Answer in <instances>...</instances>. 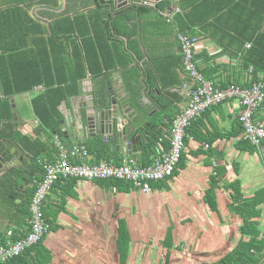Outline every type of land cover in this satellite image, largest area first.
Segmentation results:
<instances>
[{
    "label": "crops",
    "instance_id": "crops-1",
    "mask_svg": "<svg viewBox=\"0 0 264 264\" xmlns=\"http://www.w3.org/2000/svg\"><path fill=\"white\" fill-rule=\"evenodd\" d=\"M90 1L92 3L93 0ZM6 6L4 0H0V9ZM100 13L103 14L102 10ZM31 14L42 24L51 26L50 20L39 16L38 6L32 8ZM115 15L127 27L128 23L131 25L127 33L117 35L122 38L123 47L128 48L133 42L140 50L141 58L130 53L133 62L127 71L116 69L114 59L106 60L110 70L96 78L89 73L83 84L81 99L75 98L71 104L61 106L60 110L64 120L67 119L65 126L70 131L71 116L78 118L80 113L86 115L85 103L95 102L96 108L111 109V99L115 98L128 130L132 124L141 129L138 132L144 136V151L139 154L141 149L136 148V155H124L118 145L106 140L103 134H88L83 138L70 131L68 136L58 140L67 148L72 149L73 145L87 148L90 154L87 161L92 164L106 161L119 166L125 159H130L140 166H148L163 151L169 150L171 120L186 104L192 84L184 70L181 47L176 37L178 31L173 25L158 21L151 15L146 16L148 22L144 24V29L141 28L143 35H139L138 19L144 15L142 9L127 16L120 12ZM113 30L110 28L113 40H117ZM199 38L202 50L195 61L199 72L213 85L247 86L256 78V81L264 83V74L258 73L255 78L254 67L245 60L244 51L251 49V43L246 44L242 51H237V47L225 50L205 32L201 31ZM142 61L144 64L141 65ZM126 76L130 79L132 92L126 86ZM156 82L162 94H144V91L157 90ZM35 89L38 94L43 90L42 87ZM96 91L102 94L98 100L94 94ZM104 91L107 95L103 94ZM33 98L31 93H23L12 98L15 106L12 102L11 105L14 117H17L16 123L23 124L21 129L16 128L23 136L35 140L39 135L36 136L38 125L31 109ZM240 109L237 100L229 101L214 106L196 120L174 175L153 183L149 191L129 187L130 182L115 183L120 181L113 179L67 181L60 178L44 207L51 231L30 257L44 264L219 262L242 239L248 238L240 232L244 220L236 202L252 201L264 189V143L256 147L242 138ZM2 114H7V111L2 110ZM256 115V122L264 126V103ZM148 125L159 128L149 131L146 129ZM147 132L150 133V142L144 134ZM4 137H14L6 120L0 124V154L11 161L14 149L23 159L18 163L23 170L17 166L11 173L0 171V245L8 246L29 233L28 189L41 175L34 173L38 168L31 165L25 144L20 141L14 144ZM209 138L215 141L206 150L205 142ZM39 139L57 147L56 138L52 135L44 134ZM89 147L99 150L100 156L91 154ZM213 158L217 161L215 170ZM237 191L241 197L236 196ZM259 208V228L264 230V204ZM121 228H125L130 237L126 262H122L119 252ZM169 244L173 246L170 262L165 247Z\"/></svg>",
    "mask_w": 264,
    "mask_h": 264
},
{
    "label": "trees",
    "instance_id": "trees-1",
    "mask_svg": "<svg viewBox=\"0 0 264 264\" xmlns=\"http://www.w3.org/2000/svg\"><path fill=\"white\" fill-rule=\"evenodd\" d=\"M72 1L75 5L62 12H40L39 16L50 20L51 26H46L35 19L31 11L34 6L41 7L44 4L56 7L55 0H4L7 6L3 10L0 9V124L7 121L14 137L4 139L14 144L19 141L25 144L24 149L28 151L31 165L38 168L34 173L41 175L39 180L33 182V187L28 189V207L36 191L37 182L44 176L38 158L49 154L50 157L47 158L53 161L58 153V148L54 144H51L52 147L47 140L42 141L39 138L44 134L52 135L53 138L66 137L61 128V122L64 120L61 106L71 104L75 98L82 95L83 84L89 73L96 78L110 70L106 60L114 59L116 69L123 68L127 71L133 62L130 53L141 58L140 50L133 42H130L128 48L118 42L117 35L121 36L124 35L122 33L129 31L124 21L117 20V17L113 18L109 9L102 6L87 14L82 13L86 8L93 6L95 0L92 3L90 0ZM159 1L162 3L163 12L171 8L181 10V13L171 14L178 27L177 40L180 41L182 35H189L190 39L198 44L199 40L195 37H199L202 31L211 39L217 40L225 50L237 47V51H242L246 44L251 43V49L244 51L245 60L254 67L255 78L258 73L264 74V0L155 2ZM145 8L144 13L153 11ZM101 10L103 14L100 13ZM110 28L114 29L113 33L117 40H113ZM182 56L181 60L184 61V53ZM256 80L253 79V82ZM129 81L126 76V86L132 92ZM37 87L43 88L39 94L35 92ZM23 93H31L34 96L31 109L38 125L35 130L36 136L39 135L35 140L20 133L18 129L19 127L21 129L23 124L16 123L17 117H14L12 112L11 99ZM94 94L97 100L102 96L100 91ZM103 94L107 95L105 91ZM2 110H6L7 114H2ZM194 122L188 128L186 144L194 130ZM214 141L215 139L209 138L205 143L211 147ZM89 151L91 154L97 153L98 156L101 154L99 150L90 147ZM236 196L241 197L238 191ZM236 204L244 220L240 232L243 237L248 238L242 239L232 252L216 264H264V230L259 228L258 222L261 216L259 207L264 204V189L252 201ZM118 245L122 262H126L129 256L130 237L125 228H121ZM38 246L39 244L28 249L21 257L0 264H44L43 261L36 262L35 257H30L31 252ZM165 247L168 249L166 257L170 262L173 246L169 244Z\"/></svg>",
    "mask_w": 264,
    "mask_h": 264
},
{
    "label": "built area",
    "instance_id": "built-area-1",
    "mask_svg": "<svg viewBox=\"0 0 264 264\" xmlns=\"http://www.w3.org/2000/svg\"><path fill=\"white\" fill-rule=\"evenodd\" d=\"M179 42L182 53L185 55L184 69L192 84V90L188 94L191 103L187 108L181 109L171 122L172 138L169 150L163 151L148 166H140L130 159H125L119 166L106 161L92 164L87 161L90 156L87 148L84 146L67 148L56 137L58 153L55 155V160L43 163L45 175L37 182V188L30 203V232L11 245H0L1 263L22 256L26 250L38 245L44 236L51 231V225L45 215L44 207L49 193L60 178L67 181L113 179L130 182L135 188L149 191L153 183L172 177L186 148L185 138L188 128L208 107L238 99L241 102L239 121L244 128L242 138L254 146H260L264 142V126L256 123L255 120V114L264 101V87L260 83H256L252 88L240 89L229 86L225 90H215L214 85L199 72L195 61V57L202 50L201 43L195 44L192 39L184 35L180 36ZM205 149L208 150L209 145H206ZM213 166L217 167L215 160H213Z\"/></svg>",
    "mask_w": 264,
    "mask_h": 264
},
{
    "label": "water",
    "instance_id": "water-1",
    "mask_svg": "<svg viewBox=\"0 0 264 264\" xmlns=\"http://www.w3.org/2000/svg\"><path fill=\"white\" fill-rule=\"evenodd\" d=\"M96 2L102 6H108L107 8L110 11L115 12L120 9L117 6V2H128V0H96ZM106 2L105 4H103ZM130 8V6L128 7ZM127 8V9H128ZM114 14V13H113ZM155 80V79H154ZM157 90H151L144 91V94H154L157 96L158 94H162L160 90L159 83L156 82ZM12 105L15 106V101L11 100ZM65 105V104H63ZM109 105V104H108ZM111 109H99L96 108L95 103L88 104L89 109L87 110V116L84 118V116H80L78 120L71 117L72 122V128L77 127L76 133L81 134V137H84L85 131H88L90 134L92 133V136L96 134H109L112 136L111 142L114 145H118L121 152L124 153V155H136V148L141 149L139 151V154H141L143 150V141L144 136L141 135L138 132V126L136 127L135 124H132L130 127V130H128L126 126V122L121 118V115L118 111V100L115 98L111 99V103L109 105ZM16 112V110H15ZM166 118H164L165 120ZM67 120V119H66ZM66 120L61 122V128L63 129V134L67 136V127L65 126ZM78 122V123H77ZM77 123V124H76ZM150 130L158 129L159 127L152 128L148 126ZM70 132V131H69ZM145 137L147 138V142H150V133H144ZM13 149L11 153L14 155V158L11 161L6 160V156L0 154V171L3 170L5 172H13L15 168L18 166L19 170H23L21 166L18 165L19 162H22V157L19 155V153ZM27 172V171H25ZM15 178V177H14Z\"/></svg>",
    "mask_w": 264,
    "mask_h": 264
},
{
    "label": "rangeland",
    "instance_id": "rangeland-1",
    "mask_svg": "<svg viewBox=\"0 0 264 264\" xmlns=\"http://www.w3.org/2000/svg\"><path fill=\"white\" fill-rule=\"evenodd\" d=\"M106 2H104L103 4H105ZM117 4V6L120 8V9H118L116 12H115V10L113 11L114 12V14L110 11V13L112 14V16H113V18H116V17H118V16H116L115 15V13H117V12H120V13H122V14H124L125 16H127L128 14H130V13H132V14H134V13H136L137 12V10H140V9H142V11L143 10H146V8L145 7H147V8H150V9H153V11H147L146 13H144V15L140 18V19H138V22H139V28L140 29H138V34L139 35H143V32H142V29L141 28H143L144 29V24L146 23L147 24V20L145 19V17L146 16H153V17H155L158 21H161V22H164V23H166V24H170V25H173L177 30H178V27L176 26V24H175V22L172 20V16H171V14H173V13H181V10H179V9H175V8H171L170 10H167L166 12H163V10H162V7H161V1H159V2H155V1H152V0H128V2H117L116 3ZM130 6V8H128ZM98 7H100V5L96 2V0H95V4H93V6H90V7H88V8H86L85 10H83L82 11V13H84V14H87V13H89L90 11H92L93 9H98ZM108 6H105V8H107ZM128 8V9H127ZM165 10V9H164ZM62 12V11H61ZM146 26V25H145ZM131 28V25L128 23V30ZM184 36H187V37H189L190 38V36L189 35H184ZM148 37V36H147ZM117 38H118V42L119 43H123L122 42V38L121 37H118L117 36ZM195 39H198L199 41H200V38L199 37H195ZM178 42H179V40H178ZM179 44H180V42H179ZM248 46V45H247ZM180 47H181V44H180ZM249 47H250V45H249ZM142 64H144V61H142L141 62V65ZM185 70V69H184ZM186 73V72H185ZM186 74H188V73H186ZM256 83H260L263 87H264V83H261V82H259V81H256V82H253V81H251V83L249 84V85H247V86H237V85H231V86H235V87H237V88H240V89H243V88H252L253 87V85L254 84H256ZM229 87V86H228ZM228 87H222V86H215L214 85V88H215V90H218V89H222V90H225L226 88H228ZM191 92V91H190ZM234 100H237L239 103H240V105H241V102L238 100V99H232V100H228L227 102H229V101H234ZM263 103H264V101L262 102V104L260 105V107H259V109L261 108V106L263 105ZM221 105V104H220ZM258 109V110H259ZM258 110H257V112H258ZM256 112V113H257ZM142 114V113H141ZM255 120H256V114H255ZM256 123H258V122H256ZM259 124V123H258ZM242 125V124H241ZM243 127V126H242ZM243 132H244V128H243ZM264 143V142H263ZM262 143V144H263ZM209 147H210V145H209ZM256 147H259V146H256ZM213 160H215L214 158H213ZM216 161V160H215ZM38 162H39V164L40 165H43V163H47V162H50V160H49V158H47V157H40V158H38ZM213 162V161H212ZM217 162V161H216ZM31 163V162H30ZM40 244V243H39ZM30 249V248H29ZM28 250H26V252H27ZM25 252V253H26ZM24 253V254H25ZM23 254V255H24ZM22 255V256H23ZM18 257H21V256H17V257H15V258H18Z\"/></svg>",
    "mask_w": 264,
    "mask_h": 264
},
{
    "label": "bare ground",
    "instance_id": "bare-ground-1",
    "mask_svg": "<svg viewBox=\"0 0 264 264\" xmlns=\"http://www.w3.org/2000/svg\"><path fill=\"white\" fill-rule=\"evenodd\" d=\"M46 22V21H45ZM78 99H81V97L80 98H78ZM83 99V98H82ZM93 103H95V102H93ZM190 103H191V98L190 97H188V99H187V102H186V104L184 105V106H181L180 108L181 109H183V108H187L189 105H190ZM92 104V103H91ZM84 107H86V114H87V110L89 109V107H88V103H85V105H84ZM98 108V107H97ZM213 107H208L203 113H202V115L199 117V118H201L202 116H203V114H205L208 110H210V109H212ZM84 116V118L87 116V115H85V114H82V113H80V116ZM79 116V117H80ZM177 116V115H176ZM176 116L171 120V122L176 118ZM71 117H73V116H71ZM78 117V118H79ZM73 118H75V117H73ZM78 118H75L76 120H78ZM199 118H197V120L199 119ZM78 123V122H77ZM76 123V124H77ZM170 125H171V123H170ZM148 126H150L151 127V129L152 128H156V126H152V125H148ZM148 126H147V130H149V131H152V130H150L149 128H148ZM70 131H72L73 133H75V135H81L80 133H79V131H78V133H76V131H77V127L76 128H72ZM70 132H69V129H67V136H68V134H69ZM88 134H90L88 131H85V134H84V137L86 136V135H88ZM92 134V133H91ZM103 136H105V139L106 140H111L112 139V136L111 135H109V134H103ZM83 137V138H84ZM171 138H172V128H170V141H171ZM171 143V142H170ZM214 167V166H213ZM214 170H215V167H214Z\"/></svg>",
    "mask_w": 264,
    "mask_h": 264
},
{
    "label": "flooded vegetation",
    "instance_id": "flooded-vegetation-1",
    "mask_svg": "<svg viewBox=\"0 0 264 264\" xmlns=\"http://www.w3.org/2000/svg\"><path fill=\"white\" fill-rule=\"evenodd\" d=\"M56 1V7L55 6H47V5H42L40 8V12L41 13H46V12H61L64 11L66 8H69L73 5V1L72 0H55ZM58 4V7H57ZM112 13H114L113 11H111Z\"/></svg>",
    "mask_w": 264,
    "mask_h": 264
},
{
    "label": "clouds",
    "instance_id": "clouds-1",
    "mask_svg": "<svg viewBox=\"0 0 264 264\" xmlns=\"http://www.w3.org/2000/svg\"><path fill=\"white\" fill-rule=\"evenodd\" d=\"M152 1H157V0H152Z\"/></svg>",
    "mask_w": 264,
    "mask_h": 264
}]
</instances>
